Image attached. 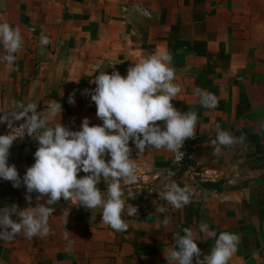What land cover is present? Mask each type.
I'll use <instances>...</instances> for the list:
<instances>
[{
  "label": "crops",
  "instance_id": "0c3cea01",
  "mask_svg": "<svg viewBox=\"0 0 264 264\" xmlns=\"http://www.w3.org/2000/svg\"><path fill=\"white\" fill-rule=\"evenodd\" d=\"M5 22L20 29L23 49L17 70L0 60V115L17 110L19 101L37 104L47 116L48 101L57 100L61 118L49 126L60 122L77 131L84 118L90 126L102 125L91 96L84 94L95 89L94 77L113 70L126 77L134 63L166 52L181 87L172 104L181 113L196 112L198 121L194 139H188L197 151L186 166H172L166 150L138 157L130 142L140 180L127 201L138 209V215L124 217L127 232L104 224L102 209L90 211L61 198L49 205L55 209L49 218L53 234L0 240V264H168L164 250L184 228L193 230L203 255L210 253L215 241L199 232L202 222L217 238L221 232L240 236L229 264H264V0H0V23ZM41 34L51 41L43 54ZM196 88L214 94L218 107H202ZM73 92L74 105L68 102ZM157 123L163 128L164 122ZM217 125L242 134L243 142L214 155L210 141ZM34 153L9 155L21 180ZM169 170L175 173L171 180L192 191L191 202L179 209L159 199ZM85 175L81 171L77 178ZM97 187L107 189L103 180ZM122 188L127 196L129 186ZM26 195L23 184L14 188L0 178V208L36 207L37 193L30 203ZM160 207L165 210L156 211Z\"/></svg>",
  "mask_w": 264,
  "mask_h": 264
},
{
  "label": "clouds",
  "instance_id": "9594fccd",
  "mask_svg": "<svg viewBox=\"0 0 264 264\" xmlns=\"http://www.w3.org/2000/svg\"><path fill=\"white\" fill-rule=\"evenodd\" d=\"M146 14V13H145ZM41 54L51 41L41 34ZM0 45L5 55L0 60L11 70H17V54L23 49V37L18 27L9 23H0ZM170 53L158 52L142 59L127 69V76L113 70L111 74L100 72L92 81L95 89L84 94L91 96L96 105V116L102 125L90 126L84 118L80 129L71 131L60 122L49 126V121L57 116L61 118V103L50 100L47 103L48 115L38 111V105L16 102L17 110L0 115V124H7L10 132L0 135V178L12 183L14 188L21 184L26 187V200L30 203L32 193H37L36 207L18 211L16 206L0 208V240L11 242L23 235L28 240L52 235L49 218L55 211L49 205H55L63 198L74 201L87 210L102 209V222L116 232H127L129 224L124 217L138 215L137 207L127 203L132 199L131 186L139 183L136 160L132 158L135 145L139 157L152 149L176 153L177 158L184 156L180 149L188 139H194L198 121L197 113H181L172 101L181 92L174 83L176 69ZM115 69V65H112ZM194 94L205 109L218 107V98L203 89L196 88ZM75 92L69 95V104H75ZM25 121L14 127L16 122ZM164 122L163 128L157 122ZM25 133L38 142L34 153L35 162L26 169L22 180L15 165H9L8 159L13 142ZM244 136H236L221 130L217 125L215 139L210 141L213 154L219 156L222 147H234L242 143ZM110 157L106 161L105 157ZM87 175L77 178L78 173ZM171 170L164 178L163 191L158 192L159 199L179 209L191 202L192 191L189 186L180 187L171 178ZM103 180L106 191L97 185ZM123 185L129 186L125 196ZM47 197L46 203L39 201ZM163 207L156 211L163 212ZM15 215L19 222L11 217ZM65 215V213H64ZM163 224L166 226L168 220ZM199 232L214 239L215 243L207 255H203L197 246L196 235L190 228L183 229V235L174 234L175 243L164 250L168 264H229L238 250L240 236L235 233H217L201 223ZM65 231V239L69 237ZM203 255V259L201 256Z\"/></svg>",
  "mask_w": 264,
  "mask_h": 264
},
{
  "label": "built area",
  "instance_id": "2783aa9c",
  "mask_svg": "<svg viewBox=\"0 0 264 264\" xmlns=\"http://www.w3.org/2000/svg\"><path fill=\"white\" fill-rule=\"evenodd\" d=\"M25 121L16 122L14 127L19 126V124L24 123ZM10 132L8 129L7 124H4L3 129L0 131V135H6ZM38 147V142L33 140L31 137L25 133L22 138H18L16 141L13 142L12 147L10 148V153L13 151H18L24 153L25 155H32ZM181 152L184 153V156L177 158L176 153L168 152L169 161L172 166L182 167L186 166L191 162L194 154L197 151V146L190 140H186L184 146L180 149Z\"/></svg>",
  "mask_w": 264,
  "mask_h": 264
}]
</instances>
